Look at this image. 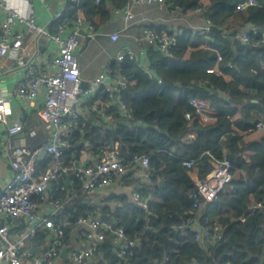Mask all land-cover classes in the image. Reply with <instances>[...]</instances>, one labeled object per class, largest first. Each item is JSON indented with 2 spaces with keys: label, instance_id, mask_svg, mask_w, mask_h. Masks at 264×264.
Masks as SVG:
<instances>
[{
  "label": "trees",
  "instance_id": "1",
  "mask_svg": "<svg viewBox=\"0 0 264 264\" xmlns=\"http://www.w3.org/2000/svg\"><path fill=\"white\" fill-rule=\"evenodd\" d=\"M243 1L167 0L171 11L200 10L213 25L208 35L186 29L178 35L170 55L154 45L146 47L148 68L163 78V86L149 78L138 59L127 56L122 63H112L115 73L121 72L129 79L122 98L134 110L132 122L143 121L137 129L130 128L118 104L106 106L108 94L103 96L100 106L104 111L93 109L94 99L83 107L78 125L68 138L70 147L65 151L68 163L80 159L87 146L100 155L105 146L118 142L120 155L129 169L123 184L136 185L145 196H151L148 212L125 191L105 194L102 205L93 203L74 173L52 183L51 195L64 202L55 215L59 221L70 215L75 224L80 216L108 215L116 228L123 227L128 237L138 242L119 257L120 243L115 242V234L109 231L97 257L86 264H264V208L246 221L240 219L253 202L264 200V134L255 140L241 133L249 132L257 121L264 120V44L255 45L260 37L254 34L249 43H242L234 39L233 32L228 34L222 27L227 25L229 29L237 23L264 27V0L238 10L237 5ZM127 4L128 0L68 2L64 16L54 25L73 23L79 10L93 23L97 15L104 22L112 15L111 7L123 8ZM146 27L172 33L161 27ZM208 41L211 48L201 47ZM191 48L194 50L190 51ZM218 52L223 55L221 75L209 71ZM193 96L212 99L218 110L215 123L204 125L198 121L189 103ZM186 111L192 112L194 118H186ZM104 114H111L114 123H108ZM43 141L46 139L35 144ZM208 152L219 158L228 154L234 178L217 200L207 202L200 198L202 206L196 209V198L192 196L195 183L184 162L195 161L206 175L212 169ZM137 156L150 158L153 172L148 180L135 176L139 167ZM48 161H41L39 169H46ZM33 198L38 204L44 203L39 195ZM193 214L210 217L212 225L218 222L223 226L216 243L199 241L195 230L185 234L178 228ZM75 227L66 229L69 244ZM81 232L86 231L83 228ZM48 236V229L39 227L35 240L42 243Z\"/></svg>",
  "mask_w": 264,
  "mask_h": 264
},
{
  "label": "built area",
  "instance_id": "2",
  "mask_svg": "<svg viewBox=\"0 0 264 264\" xmlns=\"http://www.w3.org/2000/svg\"><path fill=\"white\" fill-rule=\"evenodd\" d=\"M27 1L28 9L23 11L10 0H0V7L4 13L0 21V60L8 58L24 67V75L14 84L10 85L7 81L0 80V123L5 125L9 137V143L3 142L0 137V162L4 158H9L11 167L10 177L0 189V264H86L97 257L100 244L107 238L109 231L115 234V242L120 243L118 256L122 257L127 253V249L138 243L137 240L130 239L123 227L116 228L111 219L103 220L101 214L91 217L80 216L75 224L71 221L70 215L59 221L55 215L59 214L64 202L61 198L54 199L50 190L54 181L69 173H74L82 181L83 189L90 195L108 188L117 179L123 181L129 169L120 155L118 142L105 146L100 155H91L94 157L93 162H86L84 157L87 153H93L91 146H87L81 158L71 164L65 159V151L70 147L68 138L77 127V119L83 113L85 104L94 99L93 109L100 110L105 94H108L106 106L118 104L130 128L137 129L143 124V121L132 122L134 110L122 98V92L129 86V79L121 72L115 73L111 63L96 78L84 81L78 58L81 32L86 28L89 37L95 38L98 34L96 25L86 19L83 10H79L78 17L73 23L62 22L56 30H52L39 23L32 3L30 0ZM41 1L49 7V0ZM146 4H157L163 10L171 11L167 0H128L125 7H115L114 12L132 23L136 18V7ZM258 4L256 0H245L237 5V9L242 10ZM62 14L59 17L63 16ZM212 25V20L206 18V24L203 26L191 24L181 26L172 30L171 34L145 27L140 42L154 45L165 55H170L178 42V35L184 33L186 29L190 28L200 35H208ZM226 26L222 27L228 34L233 32L235 40L249 43L251 34H254L260 37L255 45L264 44V27L253 23H237L229 30ZM27 32L32 34L35 42L45 39L49 43H55L57 51L43 62L39 46L32 51V45L26 42ZM119 35V32L114 33L112 38L117 40ZM127 56L135 58L136 54L132 50L123 49L115 62L122 63ZM222 60L223 55L218 52L209 71L221 75ZM144 68L147 69L151 80H156L160 86L164 85L163 78L154 70L148 66ZM41 95L44 96V105L40 109V117L49 138L37 145L13 142L12 138L24 130V123L21 121L10 123L11 97L30 100L33 103ZM189 103L194 107L201 124L209 125L217 121L218 110L211 98L193 96ZM185 116L188 119L194 118L190 111H186ZM105 118L114 122L113 116L109 114H106ZM253 129L264 130V120L257 121L250 131ZM32 134L35 135L34 132ZM208 153L212 169L204 178H193L196 188L192 191V196L196 198L194 203L196 209L202 206L200 198L207 202L217 200L234 178V167L228 154L219 158ZM48 159L46 169H39L41 161ZM135 161L139 165L135 176L145 180L151 178L153 171L150 158L137 156ZM184 165L192 174L197 164L193 160H186ZM34 195H39L44 203H50L53 210L40 211ZM132 198L151 212V196L141 193L140 187L135 186ZM263 208L264 200L255 201L240 219L246 221L257 210ZM211 221L210 217L204 218L193 214L181 222L178 228L185 234L189 230H195L197 240L216 243L222 236L223 226L218 222L212 225ZM75 226L85 229L86 232L82 234L84 241L69 245L66 242V229ZM39 227L50 230L49 236L42 250L33 255L29 251V245H35L34 240ZM65 251L67 254L64 256Z\"/></svg>",
  "mask_w": 264,
  "mask_h": 264
},
{
  "label": "crops",
  "instance_id": "3",
  "mask_svg": "<svg viewBox=\"0 0 264 264\" xmlns=\"http://www.w3.org/2000/svg\"><path fill=\"white\" fill-rule=\"evenodd\" d=\"M19 9L26 11L28 9L27 0H10ZM49 7L46 6L41 0H30L32 7L38 17L40 24L56 30L58 26L55 27V23L64 16L66 11L68 1L67 0H49ZM208 2V1H207ZM115 7H111L112 15L111 17L101 22L100 15H97L94 19L95 25L97 27V36L91 38L88 35L87 29H83L81 32V47L78 51V58L80 62L81 74L84 81L96 78L103 69L113 62H115L118 54L123 49L132 50L136 56L135 59L141 62L143 66H148L150 62L149 53L147 51V46L151 45L146 42H140L143 35V29L146 26L161 27L167 30H175L181 26H203L206 24L205 14L198 11H190L183 13L178 10L165 11L157 4H146L139 5L136 7V18L132 23L127 22L121 15L114 12ZM63 13V14H62ZM63 15L59 17V15ZM3 10L0 7V21L3 19ZM85 15V13H84ZM86 17V15H85ZM87 19V18H86ZM88 20V19H87ZM90 21V20H88ZM92 22V21H91ZM119 32V38L114 40L112 35ZM26 42L31 46V50L34 51L39 46L40 58L43 62H46L49 56L55 53L58 49L55 43H49L45 39L35 42L31 33H26ZM211 45L208 42H204L201 47H208ZM155 47V46H154ZM145 50V51H144ZM194 49L191 48L190 51ZM29 52L30 49L28 50ZM26 53V55L29 54ZM24 75V67L14 61L7 59L0 60V80L7 81L10 85L14 84L19 78ZM227 79L230 78L229 75L225 74ZM44 105V96L41 95L35 102L30 100H22L17 97L12 96L10 99V123L13 121H21L24 123V130L19 133L12 141L15 143H22L26 145H34L36 141L41 139L49 138V134L46 131L45 125L40 117V109ZM111 115V114H110ZM112 116V115H111ZM241 113L237 117H240ZM106 121L110 124L108 119ZM5 125L0 123V137L3 142L9 143V137L5 130ZM35 133L33 135L32 133ZM242 134H248L250 139L260 138L264 133L259 130H251L249 132H241ZM91 155H96L95 153H87L84 155L86 162H93ZM92 157L91 160H88ZM88 160V161H87ZM11 174V167L9 164V158H4L0 162V189L1 186L7 181ZM204 168L200 167L198 164L192 171V178L201 177L204 178L206 175ZM136 186V185H135ZM135 186H128L123 184V181L117 179V181L105 189H100L91 195L92 202L102 205V198L105 194L111 192L120 193L128 192L131 196L133 194ZM51 192V190H50ZM40 211H50L53 207L50 203L39 204ZM44 228V227H43ZM19 227L17 228V230ZM83 227H75L70 233V244L74 245L77 242H83L82 237ZM50 231V230H48ZM35 245H29V251L33 255L38 254L40 250L44 247L45 242H40L34 240ZM67 254V253H66ZM32 255V256H33ZM65 256V253H64Z\"/></svg>",
  "mask_w": 264,
  "mask_h": 264
},
{
  "label": "water",
  "instance_id": "4",
  "mask_svg": "<svg viewBox=\"0 0 264 264\" xmlns=\"http://www.w3.org/2000/svg\"><path fill=\"white\" fill-rule=\"evenodd\" d=\"M102 218H103V220H109V219H111L112 217L111 216H108V215H102ZM65 254L67 253L66 251L64 252Z\"/></svg>",
  "mask_w": 264,
  "mask_h": 264
}]
</instances>
